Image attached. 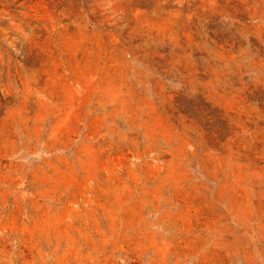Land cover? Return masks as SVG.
<instances>
[{
  "label": "rangeland",
  "instance_id": "rangeland-1",
  "mask_svg": "<svg viewBox=\"0 0 264 264\" xmlns=\"http://www.w3.org/2000/svg\"><path fill=\"white\" fill-rule=\"evenodd\" d=\"M0 264H264V0H0Z\"/></svg>",
  "mask_w": 264,
  "mask_h": 264
}]
</instances>
